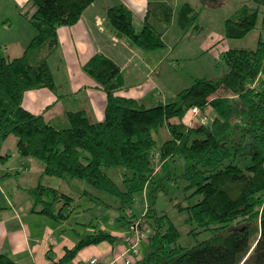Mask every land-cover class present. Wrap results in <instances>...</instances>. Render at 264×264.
Wrapping results in <instances>:
<instances>
[{"label":"trees","instance_id":"trees-1","mask_svg":"<svg viewBox=\"0 0 264 264\" xmlns=\"http://www.w3.org/2000/svg\"><path fill=\"white\" fill-rule=\"evenodd\" d=\"M94 1L30 0L35 34L19 56L9 58L0 50V148L13 135L20 156L41 162L43 173L69 184L76 197L98 198L75 186L74 179L116 197L124 211L119 223L132 228L141 220L151 231L136 264H264V0H253V6L245 5L226 19V38H242L255 27L260 33L255 48L222 52L227 70L219 78L194 76L174 97L147 106L121 94L126 87L120 65L96 53L83 68L106 94L103 120L68 110L62 118L47 121L24 108V93L56 90L48 58L59 45L58 28L76 23ZM173 12L164 1L149 0L137 30L133 11L118 3L107 9V22L131 46L156 51L166 46L164 34ZM198 14L184 3L178 13L184 32L198 28ZM193 107L201 116L208 111L209 120L190 124ZM163 125L169 138L157 148L155 132ZM175 157L184 160L188 186L200 195L187 206L190 219L196 228L212 232L191 247L175 245L178 228L153 205L142 218L134 219L128 210L138 192L156 183V163L161 167ZM110 169H116L119 180ZM30 193L34 209L57 221L68 219L65 208L74 199L69 192L38 184ZM87 225L90 231L77 232L75 244L49 264L68 262L86 246L118 239L100 225ZM0 264L19 263L0 253Z\"/></svg>","mask_w":264,"mask_h":264},{"label":"crops","instance_id":"crops-1","mask_svg":"<svg viewBox=\"0 0 264 264\" xmlns=\"http://www.w3.org/2000/svg\"><path fill=\"white\" fill-rule=\"evenodd\" d=\"M148 1L95 0L76 23L60 26L59 45L48 58L56 90L44 87L26 91L22 103L24 108L42 115L47 121L62 118L68 110H83L92 121L103 120L106 94L83 68L96 53H103L120 65L126 87L121 94L144 103L146 93L151 89L154 98L152 104L174 97L166 95L158 73L160 51H163L165 58L169 54L166 46L151 52L136 49L118 36L107 22V9L110 6L124 3L132 11L138 8L140 12H145ZM193 2L195 0L185 1L191 6ZM251 2L233 0L235 10L246 4L251 5ZM34 9L30 0H0V50H7L8 53L2 52L5 56H19L27 47L36 32L29 20ZM208 46L209 43H202L200 49ZM195 119H200L201 123V117ZM161 129L160 139L163 142L169 138V131L167 126H162L155 132L156 140ZM16 142L15 136H8L0 148V171L6 167V171L0 175V194H3L0 196V253L11 256L19 264H49L52 259L63 256L66 248H71L76 241L62 235L61 241L57 242L56 230L45 218L47 215L34 209L30 189L38 184L58 188L60 178L44 174V166L38 160L20 156ZM12 165L13 169L10 170ZM6 184L11 187L7 193L4 191L5 187L8 188ZM86 230L89 232L90 227ZM77 232L80 231L76 230L75 234ZM111 245L109 248L95 244L84 247L74 258V264L91 256L109 262L114 248Z\"/></svg>","mask_w":264,"mask_h":264},{"label":"rangeland","instance_id":"rangeland-1","mask_svg":"<svg viewBox=\"0 0 264 264\" xmlns=\"http://www.w3.org/2000/svg\"><path fill=\"white\" fill-rule=\"evenodd\" d=\"M161 1L170 4L174 11L171 26L164 34L166 42L165 50L169 54H167L165 58V56H163V51H160V53L157 52L161 54L159 60L161 66L158 72L159 79L164 83L167 96H175L178 90L190 85L192 83V77L194 76L211 79H217L222 76L227 70L222 59V52L226 49L231 47L251 49L255 48L257 45L260 33L259 27L253 28L242 38L225 37L226 19L241 9L240 7L235 10L236 8L234 7L233 0L227 2H225V0H195L193 6L199 12L198 18L196 19L198 28H193L195 30L189 33L183 31L178 18V13L186 0ZM251 1V5H246L253 6V0ZM133 14L134 25L136 29L139 30L142 27L145 12H140V10L136 8ZM202 43H209V46L200 49ZM2 52L8 53L7 50H2ZM173 62H175L176 66L172 65ZM152 95L153 90H148L143 101L147 106L153 103L152 101L154 98ZM154 96L156 97V94H154ZM205 115L208 117L207 120H209L211 115L208 114V111ZM199 116H201V114L196 117ZM196 117L191 115L190 122L192 125H198L200 123V119L197 120L195 119ZM162 130L163 129L159 132L157 138V148H159L162 143L160 139ZM10 136L13 137V135ZM7 144L9 145V143ZM9 169L12 170L13 165L10 166ZM5 171L6 167L1 169L0 175ZM183 172L184 160L179 157L167 159L156 173V183H150L143 191L138 192L128 210L134 215V219L142 218L143 214L147 211L148 205H153L157 214H166L178 228L180 236L175 245L191 247L199 241L209 238L212 232L209 229L196 228L195 222L190 219V211L187 206L195 203L200 198V195L193 193L194 188L188 186L189 181L184 177ZM116 173V169L109 170V174L114 177V179H118ZM73 184L87 189L94 197L96 196L98 198L94 199L89 195L76 197L70 185L67 184L65 186V182L60 179V193L69 192L71 196H74V199H72L70 205H66L65 208V211L69 215L68 219L56 221L49 216L45 217L53 224L56 230L55 236L57 242L61 241L62 235L76 241L77 235L75 231L86 233L87 224L92 223L93 225L102 226L113 234H117L118 239L116 241L117 243H115L116 245L112 246V243L108 241H103L96 245L99 247L108 246L107 248L111 245V248L114 247L111 259L118 257L123 252L127 243H129L128 246L130 245L131 239L134 237L132 228H130L129 224H122L117 220V218L124 213V211L119 208V200L104 191L92 187L83 180L74 179ZM155 184L159 185L156 189H154ZM6 186H8V188H4L5 193L11 190L8 184H6ZM50 198L52 199V195ZM143 226H145L147 231H144L145 239L140 243L141 255H143L147 249L146 243L151 232L148 226ZM74 258L62 264H74ZM122 262L123 260H119L116 264H121Z\"/></svg>","mask_w":264,"mask_h":264},{"label":"built area","instance_id":"built-area-1","mask_svg":"<svg viewBox=\"0 0 264 264\" xmlns=\"http://www.w3.org/2000/svg\"><path fill=\"white\" fill-rule=\"evenodd\" d=\"M192 115L193 117H196L197 115L200 114L199 109L197 107H193L192 110ZM203 118V119H202ZM208 117L204 114L201 116V123H205L208 120ZM159 157V152H155V160ZM159 164L158 162L156 163V170H158ZM141 232H140V231ZM147 229L145 226L141 224V220H137L133 225H132V233H133V239H131V243L128 246L129 243L125 246L123 252L116 258L111 259L109 262L102 261L96 256H91L89 258L83 259L76 264H116L119 260H123L121 264H136L137 261H139L142 258V255L140 253V243L142 240L145 239V232ZM130 240V238H129Z\"/></svg>","mask_w":264,"mask_h":264},{"label":"water","instance_id":"water-1","mask_svg":"<svg viewBox=\"0 0 264 264\" xmlns=\"http://www.w3.org/2000/svg\"><path fill=\"white\" fill-rule=\"evenodd\" d=\"M208 125H209V123H208Z\"/></svg>","mask_w":264,"mask_h":264}]
</instances>
